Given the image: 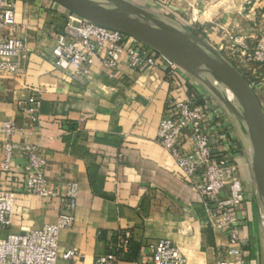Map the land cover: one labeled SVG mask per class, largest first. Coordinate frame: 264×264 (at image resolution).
I'll use <instances>...</instances> for the list:
<instances>
[{
  "label": "crops",
  "instance_id": "crops-1",
  "mask_svg": "<svg viewBox=\"0 0 264 264\" xmlns=\"http://www.w3.org/2000/svg\"><path fill=\"white\" fill-rule=\"evenodd\" d=\"M11 1L18 35L26 39L28 50L19 75L0 77V146L38 145L48 182L62 189L69 183L77 186L70 212L74 224L60 230L58 244L80 257L67 261L59 256L56 264H93L120 230H128L133 242L130 256L117 264H149V247L161 240L175 244L185 264L224 261L228 231L210 226L203 200L177 177L175 161L158 144L159 122L169 101L190 94L200 107L214 100L212 91L180 66L170 74L159 59L136 71L121 64L113 79L99 59L82 84L72 82L67 71L54 67L52 57L55 35L68 11L49 0ZM87 1L117 8L105 0ZM143 1L155 12L161 6V16L191 41L232 63L264 111V68L235 58L239 47L229 54L232 59L225 51L227 33L241 39L248 51L264 34V0ZM8 34L0 30V36ZM32 97L38 105L29 116L23 109ZM8 121L16 128L10 136L1 132ZM222 125L218 120L208 125L210 133L215 128L211 142L218 152L234 136ZM221 136L226 141L220 142ZM181 144L188 147L185 139ZM23 166L24 154L14 150L12 171L22 173ZM255 192L263 205L262 192ZM14 195L13 222L0 237L56 222L59 209H44L38 197L20 191ZM262 210L245 188L244 203L231 214L244 242L245 264H264V206Z\"/></svg>",
  "mask_w": 264,
  "mask_h": 264
},
{
  "label": "built area",
  "instance_id": "built-area-1",
  "mask_svg": "<svg viewBox=\"0 0 264 264\" xmlns=\"http://www.w3.org/2000/svg\"><path fill=\"white\" fill-rule=\"evenodd\" d=\"M0 30L9 33L8 36H0V77L12 78L21 73L28 49L26 39L18 35L19 28L11 0H0ZM227 39V59H232L229 54L239 47L235 58L264 68V34L256 38L251 51L247 50L241 39L229 33ZM137 42L116 30L93 24L68 11L65 22L55 35L53 64L57 69L67 71L70 81L81 84L89 77L91 67L99 59L111 79L120 70L121 64L136 71L153 67L157 59L170 74L176 72L178 67L171 60L149 47L144 50V46H139ZM221 100L229 119L240 129L225 99ZM25 104L23 111L32 116L38 105L36 97L30 98ZM165 108L159 122L158 144L175 161L177 177L190 185L203 200L210 226L218 232L228 231L226 258L219 264H245L241 251L244 242L236 231L235 220L231 215L244 203L233 144L230 143L220 152L216 151L211 142V133L215 128L212 126L210 133L208 128L211 126L208 125L219 117L214 107L196 105L193 95L176 96ZM15 129L14 121L4 122L1 126V132L6 136L12 135ZM182 139L187 142L186 149L182 148ZM219 140L226 141L224 136ZM14 150L24 154L22 173H15L11 169ZM38 151V145L2 142L0 146V232L12 225L14 194L17 191L38 197L44 209H59L57 220L54 224L36 230L0 237V264H56L59 256L67 261L80 257L75 250L59 249L58 244L60 230L74 224L70 212L75 208L77 186L69 183L62 189L48 182L46 161ZM132 242L133 235L128 230H120L105 245V251L93 264L119 263L128 256ZM149 249L152 254L149 264H185L182 253L169 240H161Z\"/></svg>",
  "mask_w": 264,
  "mask_h": 264
},
{
  "label": "water",
  "instance_id": "water-1",
  "mask_svg": "<svg viewBox=\"0 0 264 264\" xmlns=\"http://www.w3.org/2000/svg\"><path fill=\"white\" fill-rule=\"evenodd\" d=\"M49 1H52L70 13H74L93 24L95 23L113 31L116 30L121 34L148 46L152 50L167 57L176 66L182 68L186 66L190 73L195 77L197 76L187 64L196 63L203 65V67L211 72L217 78L219 83L231 93L236 105H239L242 108L244 118L243 116L240 117L239 113L236 116V109H233V107L227 103V106L235 115L240 129L242 130V126L244 125L247 132L251 131L256 136L257 142L252 139L250 133L248 135L251 137L252 143L258 147L261 155V173L260 176H258L259 164L255 161L252 170L253 179L259 178L264 189V111L250 86L233 65L223 59L220 55L208 52L200 45H197L180 30H176L162 20L155 19L150 13L140 8L135 7L133 12L142 16L149 24L139 23L129 18L119 16L116 13L117 8L110 10L107 7H103V5L91 4L87 0ZM107 1L112 2L113 0ZM115 2L119 4L121 1L115 0ZM115 2H112L113 5ZM179 52H183L184 55H178ZM212 93L216 95L213 91ZM255 156L256 155H254V157ZM261 196L264 206V190L262 191Z\"/></svg>",
  "mask_w": 264,
  "mask_h": 264
},
{
  "label": "rangeland",
  "instance_id": "rangeland-1",
  "mask_svg": "<svg viewBox=\"0 0 264 264\" xmlns=\"http://www.w3.org/2000/svg\"><path fill=\"white\" fill-rule=\"evenodd\" d=\"M100 1H102L101 3H103V0H100ZM105 2H107V4H109V5L110 4L113 5L115 0L112 1L113 3H110L107 0H105ZM144 2L146 4H144ZM114 5L117 7L116 13L119 16L129 18V19H131L133 21H137L139 23L149 24L148 21L145 20L142 16L133 12V9L135 7H137V8H140L142 10L147 11L155 19L157 18L158 20H162L163 22H165L166 24H169L170 26H172L176 30L177 29L180 30L178 26L176 27L175 24H170L163 16H161V12H160L161 6L158 7V9L156 8V12H155L151 9L150 4H147V1H143V0H140V2L139 1H135V2L131 1L130 2V1L126 0V1H121L119 4L117 2H115ZM103 7H106V6L104 5ZM182 33H184V32H182ZM234 68L236 69L235 66H234ZM182 69H183V71H186L187 73L192 75L186 66H184V68H182ZM192 77H195V76L192 75ZM195 79L197 82L199 81L203 86H205V84L199 78L195 77ZM219 86H221V88L223 89V86L221 85V83ZM213 96H214V100L212 99L207 106H209V108L214 107V109L216 111V115L219 117L218 118L219 124L224 123V125H222V127L225 129V131L228 129V130H230L229 133H233V135H234L233 136V142L232 141L231 142L233 144L234 152L237 156L235 164L237 166V169H239L238 170V176L240 179L241 188L243 189V192H244L245 188L250 192V195L254 199L258 208L260 210H262V206H263L262 202L259 199V196L255 192V190L257 192H262L264 189H263V186H262L259 178L253 179V172H252L253 167L255 165L254 162L256 161L259 164L258 165V168H259L258 169V176H260V173H261V170H260L261 169L260 168L261 155H260L259 149H258V147H256L254 145V143H252L251 137L248 136V132H247L246 127H244V125H243L242 130L240 131V129L235 126L234 122L231 121L232 119L231 120L229 119L228 111L226 110L225 106L221 105V103H220L222 101L221 99L224 98L223 95L220 94V96H219L217 94L216 95L213 94ZM231 106L233 107V109L234 108L236 109L235 110L236 116L238 115V113H239L240 117L243 116V114L241 115L242 108L239 105H236V103L232 101ZM243 118H244V116H243ZM235 119H236V117H235ZM252 153H254V154H252ZM254 155H256V156L254 157Z\"/></svg>",
  "mask_w": 264,
  "mask_h": 264
},
{
  "label": "bare ground",
  "instance_id": "bare-ground-1",
  "mask_svg": "<svg viewBox=\"0 0 264 264\" xmlns=\"http://www.w3.org/2000/svg\"><path fill=\"white\" fill-rule=\"evenodd\" d=\"M93 4H95V3L93 2ZM178 55H184V53L179 52ZM187 66L193 71V73L198 78H200L204 82L205 86H207L211 91H213L215 94H217L219 96H220V94H222L224 99H225L226 104L228 103L231 106V102L232 101L235 102L231 93L225 87H223V89H222L221 86H219L220 83L217 80V78L211 72H209L206 68H204L203 65L196 64V63H189V64H187ZM242 114H243V112H241V115ZM249 133L251 134L252 139L257 142L255 134H253V132H251V131L248 132V135H249ZM252 154H254V153H252Z\"/></svg>",
  "mask_w": 264,
  "mask_h": 264
},
{
  "label": "trees",
  "instance_id": "trees-1",
  "mask_svg": "<svg viewBox=\"0 0 264 264\" xmlns=\"http://www.w3.org/2000/svg\"><path fill=\"white\" fill-rule=\"evenodd\" d=\"M195 102H196V100H195ZM131 250H132V244H131V247H130V252H129V254H128L127 258L130 256Z\"/></svg>",
  "mask_w": 264,
  "mask_h": 264
}]
</instances>
